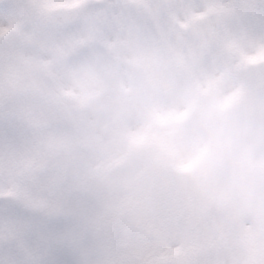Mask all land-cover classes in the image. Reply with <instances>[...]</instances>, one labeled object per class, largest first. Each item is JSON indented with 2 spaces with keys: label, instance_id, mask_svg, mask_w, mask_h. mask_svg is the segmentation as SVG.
I'll return each mask as SVG.
<instances>
[{
  "label": "clouds",
  "instance_id": "9594fccd",
  "mask_svg": "<svg viewBox=\"0 0 264 264\" xmlns=\"http://www.w3.org/2000/svg\"><path fill=\"white\" fill-rule=\"evenodd\" d=\"M0 264H264V0H0Z\"/></svg>",
  "mask_w": 264,
  "mask_h": 264
}]
</instances>
